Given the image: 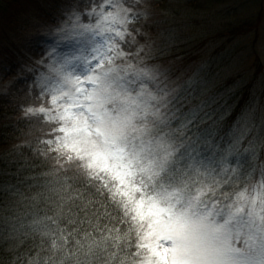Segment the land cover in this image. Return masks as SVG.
<instances>
[{"label":"snow or ice","instance_id":"snow-or-ice-1","mask_svg":"<svg viewBox=\"0 0 264 264\" xmlns=\"http://www.w3.org/2000/svg\"><path fill=\"white\" fill-rule=\"evenodd\" d=\"M151 7L73 0L52 30L39 103L21 105L33 183L0 199L7 264H264V108L194 132Z\"/></svg>","mask_w":264,"mask_h":264},{"label":"rangeland","instance_id":"rangeland-1","mask_svg":"<svg viewBox=\"0 0 264 264\" xmlns=\"http://www.w3.org/2000/svg\"><path fill=\"white\" fill-rule=\"evenodd\" d=\"M45 2L52 5L48 6L53 15L49 21H38L33 12L16 13L17 26L13 27L18 33H10L7 40L0 39L2 52L13 54L14 47L21 51V60L15 61L16 72L26 79L31 73L36 79L46 71L38 61L44 56L52 30L73 0ZM75 2L87 4L88 0ZM158 2L150 0V19L145 25L149 46L154 56H158L156 63L169 74L170 86L178 88L186 97L185 111L189 115L195 113L193 131L201 127L203 132H218L220 127L222 136H226L245 108L250 105L264 108V0ZM259 16L262 23L258 31L229 41L231 28L251 24ZM192 58L196 60L191 61ZM34 77L24 87L25 91L28 92L29 85L30 92L36 89ZM28 99V103H33ZM228 122L230 127L224 128Z\"/></svg>","mask_w":264,"mask_h":264},{"label":"trees","instance_id":"trees-1","mask_svg":"<svg viewBox=\"0 0 264 264\" xmlns=\"http://www.w3.org/2000/svg\"><path fill=\"white\" fill-rule=\"evenodd\" d=\"M157 1H159L158 3H163L164 0ZM84 4L82 3L81 5ZM48 6L52 5L50 3L46 4L45 0H0V39L7 40L10 38V33L16 34L17 29L13 27L17 26L15 25L16 13L19 15L21 13L33 12L34 17L38 21L39 19L49 21L50 16L53 15H51ZM53 10L57 11V8L53 7ZM260 16L251 24L231 28L228 32L230 35L229 41H233L250 32L258 31L262 23L259 20ZM47 23L49 24V22ZM2 48L8 50L7 48ZM1 50L0 47V199H4L8 195V192L17 189L26 190L27 185L33 183L30 179L34 174L32 166L38 164L39 160L24 147L23 142L31 141L35 145L39 132L23 118L21 105L27 104L28 98H31L33 103H39L36 99L39 89L36 88L30 92V85L27 87L28 92L24 89L34 76L31 73V77L26 79L19 76L16 72L17 65L15 61L17 63V60H21V51L16 47L11 50L13 54L10 51L2 52ZM195 60V58L191 59V61ZM230 124L228 122L223 126L224 128L230 127ZM217 130V133L222 135L223 129L221 130L218 127ZM194 132L202 133L203 130L200 127ZM21 148H23L22 153L19 151ZM35 171L39 172L40 169L37 168ZM8 259V252L6 250L0 251V260L4 261V264H7Z\"/></svg>","mask_w":264,"mask_h":264}]
</instances>
